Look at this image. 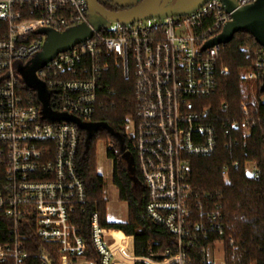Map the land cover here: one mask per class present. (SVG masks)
<instances>
[{
	"label": "built area",
	"instance_id": "built-area-1",
	"mask_svg": "<svg viewBox=\"0 0 264 264\" xmlns=\"http://www.w3.org/2000/svg\"><path fill=\"white\" fill-rule=\"evenodd\" d=\"M257 1L236 0V9ZM232 21L222 0H209L187 15L98 30L87 0H0V264H50L28 249L31 237L50 244L60 264H195L190 248L202 264H229L228 246L239 245L226 237L222 205L196 199L189 175L193 157L217 150L220 132L249 136L261 123L246 100L242 118L228 113L227 102L222 117L204 102L230 73L221 64L227 43L208 44ZM81 25L92 29L91 38L26 75L49 32ZM130 61L137 109L120 130L124 152L112 143L107 154H135L148 192L146 216L175 239L163 253L155 251L157 240L137 253L134 236L103 226L98 211L90 216L91 250L78 223L89 202L77 163L81 137L101 123L94 117L108 71L121 68L128 78ZM263 78L260 45L242 80ZM245 166L248 176L260 174L257 161ZM222 175L228 182L229 165Z\"/></svg>",
	"mask_w": 264,
	"mask_h": 264
},
{
	"label": "trees",
	"instance_id": "trees-1",
	"mask_svg": "<svg viewBox=\"0 0 264 264\" xmlns=\"http://www.w3.org/2000/svg\"><path fill=\"white\" fill-rule=\"evenodd\" d=\"M259 47L260 44L248 31H237L221 51V64L227 65L230 73L220 78L218 92L204 99L205 104L213 105L214 112L219 117L225 115L221 105L227 102L228 113L242 118L241 102L250 97L252 111L261 118L259 127L249 136L244 135L243 131L233 133L231 136H225L220 132L217 150L211 155L193 157L189 175L196 199L209 207L214 203L222 205L226 237L233 238L239 245L235 255L228 246V252L234 255L233 258L231 255L228 256L229 264H264V101L261 100L264 96V80L254 82L256 93L254 99L242 80L243 73L253 69L255 51ZM106 78L107 86L104 93L106 97L98 105L94 120L108 123L120 131L127 116L134 114L137 109L132 62H129L128 78L125 77L123 69L115 67L108 71ZM214 124L219 125L215 121ZM108 136L106 131L99 130L90 137L85 134L81 137L77 163L89 197L85 211L77 214L81 233L92 250L90 216L94 211H98L103 226L122 230L127 235L134 236L137 253L145 251L148 244L155 240L160 242L159 245H154L155 251L163 253L167 247L175 244V239L164 227L146 216L148 192L136 156L132 152L127 153L136 167L137 177L143 184L140 191L134 189L126 156L115 152L117 149L115 144V150H109L108 157L114 159L113 181L119 190V199L128 205L129 217L127 222L107 220L106 179L97 171V144L99 140L107 139ZM234 139L236 142L230 143ZM249 161L258 162L260 168L258 176L247 175L245 165ZM236 162L239 163L237 166L234 165ZM225 165L230 166L228 182H225L222 175ZM29 242L30 251L44 253L50 264H60L50 244L42 243L34 237H31ZM189 251L194 263L202 264L196 249L190 248Z\"/></svg>",
	"mask_w": 264,
	"mask_h": 264
},
{
	"label": "water",
	"instance_id": "water-1",
	"mask_svg": "<svg viewBox=\"0 0 264 264\" xmlns=\"http://www.w3.org/2000/svg\"><path fill=\"white\" fill-rule=\"evenodd\" d=\"M208 1L137 0L130 2L129 0H87V3L90 8L91 23L95 29L99 30L110 22L128 24L147 19L187 15L199 9ZM222 1L227 11H233V21L224 28L220 35L212 39L208 45L211 46L219 42L228 43L237 31L246 30L264 47V0H258L240 9H236V0ZM106 4L110 5L112 9L107 8ZM92 35L93 31L87 25L73 27L65 32H49L42 54L29 66L26 75L31 76L38 66L53 60L59 53L72 49L77 44L91 38ZM93 125L95 124L88 125V130ZM91 133L89 132L88 137L92 136ZM129 157V154H126V158Z\"/></svg>",
	"mask_w": 264,
	"mask_h": 264
},
{
	"label": "rangeland",
	"instance_id": "rangeland-1",
	"mask_svg": "<svg viewBox=\"0 0 264 264\" xmlns=\"http://www.w3.org/2000/svg\"><path fill=\"white\" fill-rule=\"evenodd\" d=\"M134 2L137 0H129ZM115 24H113L114 26ZM244 74V73H243ZM264 80V78H263ZM245 82V81H244ZM246 87H248L249 92L252 98H256L255 93V84L253 82H245ZM251 98L248 97L246 101H251ZM261 100L264 101V96L261 97ZM128 117V116H127ZM104 128V131L108 133L107 139L99 140L97 144V171L103 175L106 179L105 185V197L107 199V220L110 222H127L129 217V208L126 202L120 201L118 197V188L115 186L113 181V170L114 164L108 158L107 148L111 146L112 143L116 145V148H119L120 152L125 150V141L123 134L105 123H98L93 126H90L89 132H93L96 128ZM126 156V154H123ZM238 249V248H237ZM237 249H232L233 254ZM231 254L228 252V256ZM234 255H231L233 258Z\"/></svg>",
	"mask_w": 264,
	"mask_h": 264
},
{
	"label": "flooded vegetation",
	"instance_id": "flooded-vegetation-1",
	"mask_svg": "<svg viewBox=\"0 0 264 264\" xmlns=\"http://www.w3.org/2000/svg\"><path fill=\"white\" fill-rule=\"evenodd\" d=\"M105 6L109 9H112L110 5L106 4ZM126 161H127V167H128L129 173L131 174V177L133 180L132 185L136 191H140L141 188L143 187V184L136 175L137 174L136 167L134 166L131 158H126Z\"/></svg>",
	"mask_w": 264,
	"mask_h": 264
},
{
	"label": "crops",
	"instance_id": "crops-1",
	"mask_svg": "<svg viewBox=\"0 0 264 264\" xmlns=\"http://www.w3.org/2000/svg\"><path fill=\"white\" fill-rule=\"evenodd\" d=\"M118 197H119V192H118ZM120 200V199H119ZM121 201V200H120ZM108 204V203H107ZM119 236H123V233L122 232H120L119 233Z\"/></svg>",
	"mask_w": 264,
	"mask_h": 264
}]
</instances>
